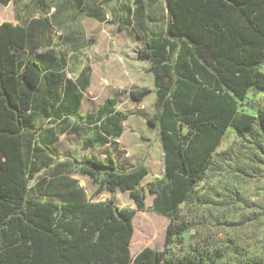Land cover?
<instances>
[{
  "label": "trees",
  "instance_id": "obj_1",
  "mask_svg": "<svg viewBox=\"0 0 264 264\" xmlns=\"http://www.w3.org/2000/svg\"><path fill=\"white\" fill-rule=\"evenodd\" d=\"M165 2L173 18L166 36L151 39L140 54L152 62L157 102L156 115L148 123L160 128L165 153L168 188L160 215L176 211L189 199L229 128L257 130L264 136V111L257 118L237 107L251 89L264 92V0ZM41 5L44 8V0ZM29 37L26 26L0 25V264H201L188 256L175 260L149 247L132 258L137 211L118 206L114 199L88 201L68 177L55 186L38 182L35 189L42 193L31 197L29 180L41 146L51 151L53 141L47 135L42 145L38 142L30 112L56 119L64 115L63 108L66 117L84 116L77 95L70 97V106L62 105L76 87L69 85L62 95L59 72L44 71L36 48L24 58ZM151 93L149 88L135 89L131 96L141 102ZM107 105L112 108L104 114V133L98 129L94 142L117 146L127 116L114 108L115 99ZM53 132L51 128L47 134ZM79 166V174L98 185L97 194L128 192L143 210L146 193L141 183L150 173L146 165L124 171L112 154H86ZM150 193L156 191L150 188ZM156 224L147 217L140 225V245L157 239ZM186 229L170 223L166 244Z\"/></svg>",
  "mask_w": 264,
  "mask_h": 264
},
{
  "label": "rangeland",
  "instance_id": "obj_2",
  "mask_svg": "<svg viewBox=\"0 0 264 264\" xmlns=\"http://www.w3.org/2000/svg\"><path fill=\"white\" fill-rule=\"evenodd\" d=\"M23 1L27 3L21 4L23 9L16 8L19 21L23 20V13L27 18H35L41 12L48 14L49 10L41 11L34 0ZM125 1L124 15L120 13L119 0L92 2L82 7L61 2L57 13L51 16L53 29L44 27L41 39L35 41L37 50L53 45L62 60L70 59L69 66L62 65L57 70L60 91L63 95L69 85L75 86L76 91H71L62 105L70 106V97L77 95L84 117L67 118L56 125L54 120L47 119L36 123L38 142L42 145V139L49 135L53 150L41 146L43 152L38 155L36 172L29 180L31 197L42 193L35 189L38 182L55 186L62 178L78 175L79 162L86 154L101 158L112 154L119 160L121 170L129 171L141 164L150 169L141 183L146 193L142 211L129 193L97 194L96 190L90 194L91 201L114 199L117 205L137 211L131 241L135 249L130 248L132 258L149 247L165 251L175 260L188 256L201 264H264V136L257 130L241 133L229 128L189 199L174 212L158 213L166 209L165 153L160 128L148 123L156 115L157 96L150 66L140 58L146 48L137 22L147 7L154 17L165 18L166 14L163 0ZM261 70L264 72V65ZM142 88H149L152 93L138 102L131 91ZM110 99L116 100L117 112L127 116L122 124L125 139L119 140L117 146L94 142L98 129L104 133V114L112 108L107 105ZM237 107L239 112L258 118L264 111V92L251 89L244 101L237 102ZM61 110L65 115V110ZM89 115L94 118L88 119ZM52 125L56 131L47 134ZM103 177L102 173L100 179ZM150 188L156 193H150ZM147 217L157 222V239L152 237V244L140 245L139 227ZM170 223L187 229L166 244Z\"/></svg>",
  "mask_w": 264,
  "mask_h": 264
},
{
  "label": "crops",
  "instance_id": "obj_3",
  "mask_svg": "<svg viewBox=\"0 0 264 264\" xmlns=\"http://www.w3.org/2000/svg\"><path fill=\"white\" fill-rule=\"evenodd\" d=\"M41 1L42 0H34L35 2L34 4L35 6H37V8H39L42 11L43 7L41 5ZM64 1L71 3L72 6L74 5L76 7H78V4H81V7H82L83 5H88V4H91L92 2L93 4L99 3L103 0H44V3H45L44 10L45 11L49 10L48 14L44 15V12H41V14H38L37 17L35 18H29V17L27 18L26 14L23 13L22 21H19L16 17V14H17L16 8L18 7V9L21 10L23 9V8H20L21 4L26 5L27 3H25L23 0H11L7 5L0 3V25L5 22H9L14 25L26 26L29 28L30 37L28 41L27 50H25L26 53H24V58L28 57V55L30 54L29 51H31L32 47H33L32 49L36 48L35 41L37 39H41V31L44 29V27L46 29H51V30L53 29L54 24L51 22V20L53 19V18L51 19V16H53L54 13L55 14L57 13L56 8L61 6V2H64ZM163 2H164V8H165L164 14H166L165 18L154 17L150 15L149 7H147L146 12L142 15V17H140V20L137 22L138 23L137 31L140 34V38L144 40L145 48H146L147 43L151 39L158 40V39L165 38L168 25L171 23L173 19L169 11L166 8L165 0H163ZM119 3H120V9H121L120 13L122 15L126 14V11L123 10V8L127 6L126 1L119 0ZM50 48L47 47L42 50H37L38 48H36L35 50H33L34 55H38V60L45 72L57 71L58 67L62 65H65V66L70 65L69 58L62 60L60 57L61 56L60 53L53 49L54 48L53 45H51ZM145 61L148 62L150 66V70H151L152 62L149 60H145ZM150 72L152 74V78L154 82L155 80L154 74L152 71ZM42 96H40L39 98H41ZM45 98L46 100H48V97H45ZM30 114L32 116L31 120H32L33 125H36V123H38L40 119H47V121L54 120L55 125H56V124H60L62 121L66 120L67 118H71V117H66V116H62L56 119L53 117H45V114H41L40 111H37V110H32V113L30 112ZM55 125H52L51 128H53V126ZM55 131L56 129H54V132ZM121 139L123 140L125 139V129L119 140ZM109 145L111 144H107L105 146H109ZM67 180L70 183L71 181H76L75 187L77 189L84 191L86 199L88 201H91L90 194L94 193L98 189V186L93 182V180L87 176H82V175L79 176V174L78 175L76 174L74 176L70 175ZM118 192H121V191L119 190ZM124 193H128V192H124ZM91 202H100V201H91Z\"/></svg>",
  "mask_w": 264,
  "mask_h": 264
}]
</instances>
